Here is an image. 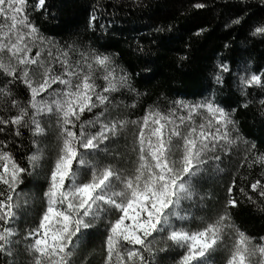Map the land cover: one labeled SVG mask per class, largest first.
Returning <instances> with one entry per match:
<instances>
[{"label": "snow or ice", "instance_id": "6c2138e0", "mask_svg": "<svg viewBox=\"0 0 264 264\" xmlns=\"http://www.w3.org/2000/svg\"><path fill=\"white\" fill-rule=\"evenodd\" d=\"M44 5L45 0H38L35 7L39 10ZM27 6V0H0V73L10 78L0 87V100L17 110L8 120L0 119V125L15 126L17 136L21 128H29L34 137H40L46 135L43 118L55 121L56 142L43 192L45 207L38 224L23 236L30 264H72L81 236L101 224L104 264H153L157 253L170 248L182 252L174 264H214L213 254L219 251L225 253L223 264H264V237L256 242L235 226L229 212L237 206L235 181L227 189L223 211L214 218L200 217L201 227L189 226L197 218L184 207L196 201L199 179L221 160L219 153L227 154L237 144L232 114L213 98H205L196 103L175 101L167 111L149 107L134 120L109 118L112 94L132 90L127 74L102 53L72 46L38 47L37 41L43 45L44 40L30 22ZM231 23L241 21L237 18ZM252 35L264 36V24L255 27ZM33 48H37L35 55ZM75 52L79 59L73 60ZM56 64L61 71L55 70ZM219 68L229 71L224 64ZM215 79L222 82L220 75ZM17 81L29 91L26 104L8 87ZM239 86L242 94L252 87L264 88V72L245 71ZM260 103L264 105V100ZM86 113H93L92 118L83 119ZM129 128L134 159L123 160L109 144ZM48 158L37 146L27 157L29 168H24L11 152L0 148V186L4 188L0 191V253L6 256H13V245L21 243L15 239L20 233L13 226L18 212L30 206V197L18 191L22 177L29 169L42 167ZM248 161L246 154L249 167L264 165V154ZM251 190L264 198L260 180L251 184ZM240 191L247 195L243 188ZM248 199L256 202L251 196Z\"/></svg>", "mask_w": 264, "mask_h": 264}, {"label": "trees", "instance_id": "16d2710c", "mask_svg": "<svg viewBox=\"0 0 264 264\" xmlns=\"http://www.w3.org/2000/svg\"><path fill=\"white\" fill-rule=\"evenodd\" d=\"M37 3L38 0H27L25 11L43 37L44 44L37 41L38 47L72 46L79 51L102 53L111 57L119 71L127 74L132 90L124 88L112 94L109 118L134 120L142 117L149 107L167 111L175 101L196 103L205 98H213L232 114L233 137H239L237 144L229 153H219L221 160L213 163L199 179L196 201L186 202L184 207L197 218L189 226L201 227L200 217L214 218L223 211L227 189L235 181L233 197L237 206L229 208L232 220L236 227L259 242L264 237V198L251 190V184L256 180L264 184V165L249 167L245 155L249 156L250 163L256 155L264 154V105L260 103L264 100V88L252 87L242 94L239 77L245 71L264 72V36L252 35L255 27L264 24V0H45L39 10L35 7ZM197 4L204 7L197 8ZM93 16L96 19L91 21ZM237 18L241 23L232 24ZM36 50L33 48L32 55ZM72 58L79 59L78 52ZM221 64L227 65L229 71L221 72ZM54 68L61 71L58 64ZM217 75L222 77L221 83H216ZM8 79L0 73V87ZM97 83L102 85L103 81ZM8 87L21 104L30 99L23 83L17 81ZM133 104L136 107H131ZM16 114L15 108L5 107L0 100V119L8 120ZM92 116L93 113H86L83 119ZM43 126L46 135L34 137L29 128H21L17 136L15 126L0 125V148L11 152L22 167L29 168L27 157L37 146L49 157L42 167L35 171L29 169L22 177L18 191L30 197V206L19 210V218L13 225L20 233L15 239L21 243L13 245L11 257L0 253V264H12L13 260L15 264H30L31 261L23 236L27 229L38 224L45 207L46 173L51 167L56 142L54 119L43 118ZM131 141L129 128L109 148L119 151L123 160L134 159ZM241 188L247 195L241 193ZM3 190L0 186V191ZM248 196L256 202H250ZM104 238L102 224L88 230L77 242L72 264H104ZM181 254V250L170 248L157 253L153 264H174ZM224 258L225 253L219 251L213 254L212 260L214 264H223Z\"/></svg>", "mask_w": 264, "mask_h": 264}]
</instances>
